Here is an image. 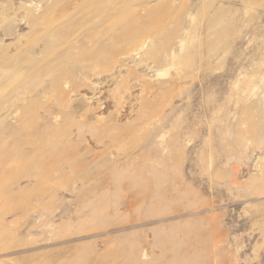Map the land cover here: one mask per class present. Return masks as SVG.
<instances>
[{
    "label": "rangeland",
    "instance_id": "obj_1",
    "mask_svg": "<svg viewBox=\"0 0 264 264\" xmlns=\"http://www.w3.org/2000/svg\"><path fill=\"white\" fill-rule=\"evenodd\" d=\"M0 264H264V0H0Z\"/></svg>",
    "mask_w": 264,
    "mask_h": 264
}]
</instances>
